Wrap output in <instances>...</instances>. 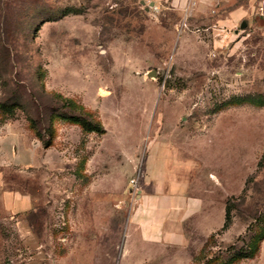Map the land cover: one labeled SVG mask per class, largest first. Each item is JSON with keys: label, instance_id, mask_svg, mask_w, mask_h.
<instances>
[{"label": "rangeland", "instance_id": "1", "mask_svg": "<svg viewBox=\"0 0 264 264\" xmlns=\"http://www.w3.org/2000/svg\"><path fill=\"white\" fill-rule=\"evenodd\" d=\"M218 1L0 0V177L32 199L0 201V264H131L155 186L213 235L192 264H264V0Z\"/></svg>", "mask_w": 264, "mask_h": 264}, {"label": "crops", "instance_id": "2", "mask_svg": "<svg viewBox=\"0 0 264 264\" xmlns=\"http://www.w3.org/2000/svg\"><path fill=\"white\" fill-rule=\"evenodd\" d=\"M200 1L205 9L214 4L220 5L217 0ZM187 2L188 0H169V6L180 12L187 6ZM243 13L240 7L233 8L218 22L223 27L232 26L241 19ZM172 196L174 194L165 188L155 186L151 193L141 197L124 237L121 263L130 259L131 264H192L195 255L201 252L211 234L204 236L203 244L198 250L196 246L193 248L194 240L199 239V236L186 231L185 223L194 217L199 206L184 202L176 206L170 200ZM0 201L5 209L13 213L27 209L32 204L29 195L4 189L1 177Z\"/></svg>", "mask_w": 264, "mask_h": 264}, {"label": "trees", "instance_id": "3", "mask_svg": "<svg viewBox=\"0 0 264 264\" xmlns=\"http://www.w3.org/2000/svg\"><path fill=\"white\" fill-rule=\"evenodd\" d=\"M58 97V96H57ZM64 106H58V108L56 109V114L59 116V117H62V118H70V119H73L75 122L79 123L81 125V127L85 130V131H96L97 128L92 126V124H90L89 121H87L86 119H79V118H76L74 116H68V113L65 112L63 109ZM99 131H101V127L98 128ZM39 139L43 145L44 148H47L50 146V141H45L42 136L39 135ZM231 223V220H230V214H229V209L228 207L225 208V218H224V222H223V225L221 227V230L224 231L226 230L229 225ZM213 235H210L209 238L207 239L206 243L204 244V247L202 248L201 251H203L205 249V247L208 245L209 241L212 239ZM263 239V238H262ZM251 249V248H250ZM250 252H248L247 254V257H249V254Z\"/></svg>", "mask_w": 264, "mask_h": 264}, {"label": "water", "instance_id": "4", "mask_svg": "<svg viewBox=\"0 0 264 264\" xmlns=\"http://www.w3.org/2000/svg\"><path fill=\"white\" fill-rule=\"evenodd\" d=\"M244 26V24H242V27ZM151 74H154V72H152Z\"/></svg>", "mask_w": 264, "mask_h": 264}]
</instances>
